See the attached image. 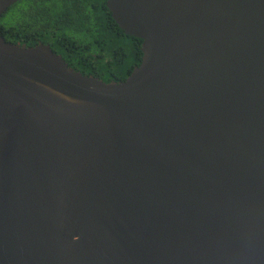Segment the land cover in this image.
<instances>
[{
	"label": "water",
	"instance_id": "obj_1",
	"mask_svg": "<svg viewBox=\"0 0 264 264\" xmlns=\"http://www.w3.org/2000/svg\"><path fill=\"white\" fill-rule=\"evenodd\" d=\"M107 6L121 82L0 32V264H264V0Z\"/></svg>",
	"mask_w": 264,
	"mask_h": 264
},
{
	"label": "trees",
	"instance_id": "obj_2",
	"mask_svg": "<svg viewBox=\"0 0 264 264\" xmlns=\"http://www.w3.org/2000/svg\"><path fill=\"white\" fill-rule=\"evenodd\" d=\"M0 32L19 45H50L70 67L106 83L125 81L143 57V40L125 34L107 0H21L1 18Z\"/></svg>",
	"mask_w": 264,
	"mask_h": 264
}]
</instances>
